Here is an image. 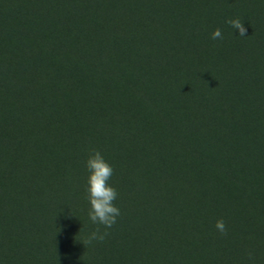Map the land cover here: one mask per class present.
<instances>
[{
    "label": "rangeland",
    "instance_id": "1",
    "mask_svg": "<svg viewBox=\"0 0 264 264\" xmlns=\"http://www.w3.org/2000/svg\"><path fill=\"white\" fill-rule=\"evenodd\" d=\"M86 1L0 0V175L5 178L2 184L6 181L9 185L6 189L0 186V213H10L5 198L17 196L26 219L20 224L13 218L11 230L0 228V264H76L71 262L75 254L69 247L78 245L83 253L90 245L83 241L97 227L87 215L89 173L85 162L93 150L114 170L109 185L137 206L139 216L129 218L122 213L117 197L120 228L147 222L148 234L153 235L156 218L174 213L182 202L187 207L209 209L208 198L218 190L210 165L204 163L205 157L188 153L171 158L173 151H178L176 139H190L189 146L196 144L198 151L208 150V154L217 152L225 162L222 147L206 142L209 133L215 134V128L221 127L214 114L208 116V103L219 93L213 83L217 70L226 64L232 65L233 71L245 65L257 70L264 63L258 45L264 41L260 25L256 24L257 37L242 43L236 39L238 32H231L236 51L227 46L230 33L219 27L229 18L251 19L254 24L256 14L264 13V0H149L150 5L147 0H93L90 7ZM158 3L167 9L178 7L184 19L168 25V16L162 17L165 29L149 46L146 42L151 37L135 31L151 13V5ZM215 7L227 14L216 15ZM123 22L128 28L122 32L118 27ZM101 23L118 26L117 38L127 51L130 48L125 53L128 56L117 55L114 46L106 42L110 28L99 35ZM217 28L222 40L211 39ZM131 37L136 43L128 46ZM95 40L100 43L98 51L89 57L98 58L94 62L104 65L107 73L86 67L67 54L85 53ZM215 44L219 55L209 52ZM187 80L194 88H182ZM195 109L202 119H192ZM259 120H264L262 114ZM166 122L171 127L167 128ZM135 134L138 137L133 142L130 139ZM243 140L240 134L232 140L234 150L241 152L234 163L240 175H245L241 177L243 186H222L230 189L228 209L221 216L227 228L221 245L224 250L234 246L240 260H247L244 254L249 252L254 263L262 264L264 142L262 148L244 150L240 144L236 146ZM158 160L162 164L157 165ZM248 166L252 171L246 175ZM169 168L189 171V177L174 182L165 171ZM199 169L201 183L194 178ZM154 180L166 184L161 188L162 197L136 198L142 183ZM44 186L50 188L41 192ZM173 186L176 193L171 191ZM200 190L202 195L193 197ZM33 205L41 208V217L29 229ZM13 211L11 208V216ZM241 227L246 237L239 232ZM144 237L150 248L153 237ZM65 255L67 263L61 261Z\"/></svg>",
    "mask_w": 264,
    "mask_h": 264
},
{
    "label": "trees",
    "instance_id": "2",
    "mask_svg": "<svg viewBox=\"0 0 264 264\" xmlns=\"http://www.w3.org/2000/svg\"><path fill=\"white\" fill-rule=\"evenodd\" d=\"M147 1L150 5V1ZM68 2L69 1L65 4H68ZM92 2L93 0H87L85 4L87 7H90ZM151 7H153L151 13H149L148 17L143 18V22L138 25L137 30L135 31L138 35H144L145 38L151 37L146 42L148 45L153 43L151 41H153L154 38H157L156 35H159L162 29H165L162 24V17H165L166 19V16H168L167 18H169L170 21L168 25L179 24V21H183L184 19L183 16L178 14L179 12H182L178 7L167 9V6H162V3H158L156 6L151 5ZM213 10L218 16H220L219 13L222 15L227 14L224 11L225 9L215 7ZM256 16L257 18L252 19L254 20V24L251 23V19L241 18L243 26L246 29V35L240 37L239 33L237 34L238 38L236 39L239 40L240 43L252 37H257L256 33H258V27L256 24H258V26L260 25L259 28L264 35V13L258 12ZM225 21L226 20H223L219 27L226 28L228 33H230L227 46L236 51L234 40L231 41L233 36L231 32L234 30L226 24ZM116 27L118 26L113 25L110 27L108 24L101 23L97 27V32L100 35V33L106 31V28H110V31H106V42L111 43L114 46L117 55L126 57L128 54L125 53H128L130 48L127 51V47H122V44L117 37L120 30L123 32L128 28V24L123 22V24L118 27L120 30H116ZM18 28L19 27L17 26V29ZM130 43L131 45H134L136 43V38L131 37L127 43L128 46ZM89 44V50L85 53H75L74 55L68 52L67 54L72 55L73 57L75 56L78 61H83L86 67L95 68L103 73H107V69L104 65L94 62L99 61L98 58L93 59V57H89V53L92 51H98V45L100 43H98V40L97 42L95 40ZM258 45L260 46L261 56L264 58V41L262 44L258 43ZM217 47L218 46L215 44V49H209V52L214 50L216 53L215 55H219ZM229 52L233 51L229 49ZM234 54L239 55L238 53ZM217 72L219 74L215 76L216 81L213 83L214 86L219 89V93H217L218 95L215 96L216 99L213 102L208 103L210 104L208 108H211V110L208 111L210 112L208 113V116H213L214 114L213 118H215V120L217 119L216 123L220 124L221 127L215 128V134L209 133L206 142L208 144H213L214 146L217 144L220 148L222 147L226 155L225 162L220 161V154H216L217 152L215 154H208V150L200 149L198 151L197 147H195L196 144H190L191 146H189L188 141L192 140L185 138L176 139L178 141V151H173V154L171 155V158L184 157V153L193 154L201 158L205 157L204 163L209 164L211 168L210 175L213 176L212 182L215 184L214 186L216 188L218 187V190L208 198L210 208L200 209L191 206L187 207L186 204L182 202L181 205L179 204L180 207H177L174 213L166 212L165 214L160 215L159 218H156V230L153 235L148 234L150 224L147 225V222L141 223L139 221L137 227L135 226L136 224H129L126 229H123L119 227V221L117 219L115 225L109 229L110 231L108 230L110 238L106 237L102 243L96 241L93 242L88 245V248L83 253L78 251V245L69 247V249L71 248V252L75 254L74 258H71V262L76 264H257L256 262L254 263L252 257L249 258V252L244 254L247 260L243 261L236 258L234 246L228 247L227 250H224L226 248H223L221 245L222 235L215 229L214 224L217 220L224 218L221 216L228 209L227 201L229 200L228 192L230 188L228 189L222 186L227 183L228 185L233 184L236 186L239 184V186H243L241 177H244L245 175H240L241 173L237 171L234 163V157L241 154L239 149L234 150L232 146L234 145V143H232L234 135L240 134L244 137L242 143H236V146H239L240 144V148L244 150H253V148L259 147L262 148L261 144L264 142V120H259L260 114L264 116V63L261 64L257 70L245 65L242 70H237L234 67V71L232 65L226 64L223 69L217 70ZM189 83V80H187L182 88H192L193 85ZM0 100V105L3 106L1 103L3 100ZM197 105L198 104L196 103V107ZM198 118L202 119V116L200 115V111L195 109L192 119ZM206 119H208V117H206ZM15 126H17V123H15ZM166 126L168 128L170 123L166 122ZM137 137L138 135L136 134L132 135L130 140L134 142ZM191 138H194V136H191ZM201 153L205 155L201 156ZM14 162L16 161L13 160L11 165L15 166ZM159 163L162 164L160 160H158L156 164L158 165ZM246 169V175L250 174L252 171L251 167L248 166ZM158 170L161 171L162 169L159 167ZM170 170L171 168L166 169L165 171H168V173L170 172V175L174 177V182L177 180L183 181L189 177L187 175L189 171ZM198 171L200 173L195 175L194 178H196L197 183H201L203 175L200 169ZM142 175L143 171H141V176ZM151 176L152 175L149 177ZM2 180L4 181L5 178L0 175V186L1 188L6 189L9 186L8 182L5 181L4 184H2ZM154 183H156L157 186ZM142 184V189L141 187H139V190L136 189L140 195L136 198L139 199L143 197L145 198L147 195L161 198L164 193L161 188L166 186L164 181L160 184L157 180L150 183L145 181ZM45 188L47 189L50 187H42L41 192H43ZM171 191L172 193H176L174 186ZM201 191L202 190L196 191L193 197L196 195L197 197L202 195ZM117 197L118 203L121 204L120 209L123 210L122 213H125L132 219L139 216V213L136 215L135 212L137 206L134 205L131 199H128L121 194ZM33 199L35 202H38L36 197ZM18 200L17 196H8L5 198V206L10 209V213L3 211L0 213V228L5 231L11 230L13 218L16 219L17 222H21L20 224H23V221L26 223V219H23L25 217V212L23 211L24 208L21 207L22 205L21 203L19 204ZM113 203L115 205V201ZM162 206L166 205L162 204ZM237 206L241 207L240 204ZM11 208H14L13 212H15L12 216ZM65 209L66 208L64 207V210ZM30 210H35V213H32L31 217L28 219L29 223L27 226L29 229L35 226L37 222L36 218L41 215V208L40 210H37L34 206L31 207ZM25 211L27 213V209ZM173 221L174 223H172ZM117 226L118 230L116 231L114 229H116ZM144 227H146V229ZM144 229L145 231H143ZM101 230H104L102 226ZM239 232L243 237L247 236V233L243 228L242 230L239 228ZM145 235L149 238L153 237V241L150 243V248L146 247L144 244ZM64 257L65 260L62 259L61 261L67 263V255ZM262 264H264V260Z\"/></svg>",
    "mask_w": 264,
    "mask_h": 264
},
{
    "label": "clouds",
    "instance_id": "3",
    "mask_svg": "<svg viewBox=\"0 0 264 264\" xmlns=\"http://www.w3.org/2000/svg\"><path fill=\"white\" fill-rule=\"evenodd\" d=\"M233 30L238 31L240 37L246 35V29L240 18L227 19L225 21ZM212 40H222L221 29L217 28L211 33ZM88 171L86 194L89 203L88 219L97 225L86 239L84 244H92L93 241L103 242L109 235L107 229L112 228L120 216V209L114 205L118 193L116 189L109 185V180L113 176V168L108 164L98 150H93L85 162ZM101 226L104 229L101 230ZM215 229L221 235H227V228L223 219H219L214 224ZM251 258V254H249Z\"/></svg>",
    "mask_w": 264,
    "mask_h": 264
}]
</instances>
